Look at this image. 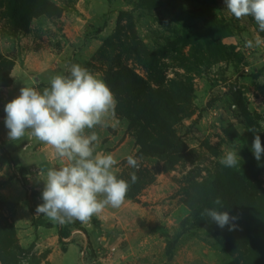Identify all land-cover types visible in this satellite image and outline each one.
I'll return each mask as SVG.
<instances>
[{
	"label": "rangeland",
	"instance_id": "obj_1",
	"mask_svg": "<svg viewBox=\"0 0 264 264\" xmlns=\"http://www.w3.org/2000/svg\"><path fill=\"white\" fill-rule=\"evenodd\" d=\"M23 1L26 22L16 27L7 0H0V264L243 263L246 253L222 249L189 200L200 186L238 177L264 202V154L257 161L252 152L255 135L264 146V32L254 19H236L225 0ZM72 64L102 80L107 70L127 68L151 89L170 92L183 108L167 123L181 151L146 154L157 129L116 103L96 151L115 152L118 178L129 182L136 173L133 199L94 215L97 223L83 224L87 234L73 230L62 247L57 234L65 224L36 213L40 177L28 169L27 191L6 162L3 151L22 140L3 141L9 139L4 107L13 97L4 84L16 65L32 68V77H16L21 89L48 71L65 75ZM234 147L238 167L221 165ZM128 155L138 159V170ZM14 159L23 164L25 157L16 152Z\"/></svg>",
	"mask_w": 264,
	"mask_h": 264
},
{
	"label": "clouds",
	"instance_id": "obj_2",
	"mask_svg": "<svg viewBox=\"0 0 264 264\" xmlns=\"http://www.w3.org/2000/svg\"><path fill=\"white\" fill-rule=\"evenodd\" d=\"M225 7L238 20L252 17L264 32V0H225ZM260 43L256 39L255 44ZM245 46L253 47V41L246 40ZM68 73L51 77L49 86L42 91L22 87L20 94L4 107L10 140L20 141L27 136L41 142L61 162L46 173L40 170L39 175L44 176L43 203L36 208L37 214L60 225L87 223L106 207L119 208L130 187L129 182L117 176V158L112 153L96 151L101 138L93 129L108 127L109 118L114 117L117 102L113 92L104 80L79 64H72ZM86 129L93 131L86 134ZM249 130L257 132L254 128ZM252 152L260 161L264 146L258 134L252 142ZM240 160L234 147L224 153L219 163L236 168ZM126 161L138 170L137 158L128 155ZM137 180L136 173H131V183ZM213 203L218 207L205 208L201 216L210 218L220 228L229 226L230 231L234 230L233 221L237 218L220 210L224 207L220 197Z\"/></svg>",
	"mask_w": 264,
	"mask_h": 264
},
{
	"label": "trees",
	"instance_id": "obj_3",
	"mask_svg": "<svg viewBox=\"0 0 264 264\" xmlns=\"http://www.w3.org/2000/svg\"><path fill=\"white\" fill-rule=\"evenodd\" d=\"M37 1L46 3L44 0H32L34 3ZM23 2V0H7L8 11L13 25L16 27L26 22ZM23 29L26 31L28 28L25 26ZM106 45H111V42L107 41ZM104 81L115 95L118 105L136 114L140 119L153 123L157 129L155 145L148 146L146 154L164 157L168 153L181 151V142L175 141L174 133L167 123L177 111H181L183 108L180 103H176V99L170 92L151 89L127 68H120L117 71L107 70ZM12 83V78H8L4 87H10ZM40 86L48 87L49 85L41 84ZM181 102L185 103L186 101L182 100ZM5 117L6 113L3 118ZM3 153L7 164L19 174V181L22 186L29 191L22 178L28 169L17 166L9 152L3 151ZM129 185L125 199L131 200L133 199L132 192L137 188V183L132 184L129 181ZM254 188L253 185L247 183L245 178H230L226 183L213 180L206 187L196 188L195 191L198 192L199 196L191 197L189 200V206L193 207L192 214L196 217H202L201 212L205 208L218 207L214 205L213 201L220 197L224 202V207L220 210H226L230 216L237 218L233 221L236 227L231 231L229 226L220 228L207 217H204L205 220L201 224L216 239L222 249L232 254L246 253L243 263L239 259H235L227 264H264V202L259 193L257 196L253 194L254 191H257ZM31 195L35 197L37 194L33 191ZM90 220L93 223L98 222L95 216ZM83 224L80 221H75L66 223L58 229L57 235L62 247L66 245L64 240L71 237L73 230L87 234Z\"/></svg>",
	"mask_w": 264,
	"mask_h": 264
},
{
	"label": "crops",
	"instance_id": "obj_4",
	"mask_svg": "<svg viewBox=\"0 0 264 264\" xmlns=\"http://www.w3.org/2000/svg\"><path fill=\"white\" fill-rule=\"evenodd\" d=\"M30 69H32V68H30V66H28V65L24 66V67L16 65L13 68L12 73H11L13 83H12L11 87L7 88L8 93H10V95L13 94L12 99L16 98L20 94V88L17 89L15 86L16 77L20 76V75H29L30 77H32V75L30 74L31 73ZM64 73H65V71L63 72V71H56V70H52V71L42 73L37 77V80H35V82L30 85V87H33V88H36L37 90L42 91L43 88H45V87L39 88L38 85H41V84L49 85V80L51 77H53L57 74L64 75ZM47 74H49V76H47V78H49V79L44 78V76ZM108 123H109V121H108ZM106 128L107 127L101 128V127L97 126L93 130L96 131L101 138L104 135ZM93 130H87L86 129V134L90 133ZM3 141L6 143V142H9L11 140L10 139H7V140L3 139ZM100 142H102V139L100 140ZM121 147H123V146H121ZM9 152H10L13 159H14V155L16 154V152H19L22 156L25 157L23 164H17L15 162L17 164V166L25 167L27 169H31V170L35 171V173L38 174V177H40V180H41V187L38 188L40 193H42L43 188H44V182L42 180V179H44V176L39 175L40 170H42L39 166L42 164L45 165L46 168L43 171L46 173L48 168L59 167L61 164V162L54 157L53 151L49 146H46L43 143L38 142L34 139H29L27 136L25 138H23L20 143H18L17 145H14L12 147V149H9ZM111 153L114 154L115 152H111ZM14 161H15V159H14ZM37 196H38V194H37Z\"/></svg>",
	"mask_w": 264,
	"mask_h": 264
}]
</instances>
